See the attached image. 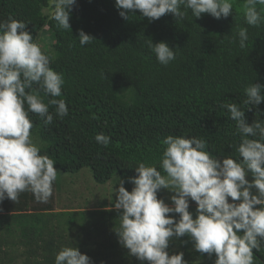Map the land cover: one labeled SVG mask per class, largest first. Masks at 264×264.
<instances>
[{"label": "trees", "instance_id": "16d2710c", "mask_svg": "<svg viewBox=\"0 0 264 264\" xmlns=\"http://www.w3.org/2000/svg\"><path fill=\"white\" fill-rule=\"evenodd\" d=\"M50 7L49 0H0V20L12 16L25 22L35 42L46 31L52 37L46 53L50 66L63 76L57 99L66 101L69 114L48 125L35 114L30 119L40 154L53 159L57 172L74 175L89 169L100 186L119 177L131 192L127 178L136 175L138 163L154 165L164 175L159 161L168 135L200 137L213 156L238 158L235 122L220 105L237 104L249 125L257 112L264 113V102L243 105L248 85L264 86V22L249 26L244 11L237 9L228 18L202 14L196 19L183 6L186 14L179 20L166 14L149 22L139 11L125 20L115 0H76L70 32L58 29L45 11ZM257 9L264 16V5ZM241 27L249 37L243 49L236 35ZM79 30L96 41L81 47ZM151 40L166 42L176 59L167 67L160 65L149 48ZM100 133L110 137L107 147L96 142ZM55 186L57 179L47 203H37L30 192L21 193L17 202L0 203V264H54L61 246L78 247L93 264H141L118 243L114 230L119 213L114 207L55 213ZM192 246L185 236L173 239L168 251L183 252L188 264H199L196 259L213 264L214 255H201ZM253 252L256 264H264V250Z\"/></svg>", "mask_w": 264, "mask_h": 264}, {"label": "clouds", "instance_id": "9594fccd", "mask_svg": "<svg viewBox=\"0 0 264 264\" xmlns=\"http://www.w3.org/2000/svg\"><path fill=\"white\" fill-rule=\"evenodd\" d=\"M49 4L45 11L58 29L71 32L70 14L76 0H49ZM257 5H264V0L244 3V20L252 27L264 22ZM181 6L196 19L208 14L219 20L233 11L232 0H115L125 20L136 11L149 22L166 14L179 20L186 14ZM27 25L12 16L0 20V203L17 202L24 192L32 193L37 203L49 201L58 172L53 159L41 155L31 138L30 114L45 125L69 114L66 101L57 99L62 96L63 76L50 66V56L34 41ZM236 35L239 47L245 48L248 29L241 27ZM77 38L81 47L96 41L83 30ZM149 48L162 66L176 59L175 49L166 42L151 40ZM262 90L260 84L248 85L243 105L259 106L264 102ZM45 96L52 98L46 103ZM50 106H55L53 112ZM220 107L235 122L238 158L213 156L200 137L168 135L159 161L164 175L156 166L140 162L134 168L136 175L127 178L133 185L131 192L123 179L114 189L118 243L141 264H188L183 252L168 251L173 239L185 236L195 252L209 258L214 255L213 264H256L253 250H264V120L259 119L264 113L257 112L249 125L237 104L225 102ZM95 140L105 147L111 142L103 133ZM162 189L173 193L170 204L158 198ZM190 202H195L194 212L189 210ZM54 264L93 262L78 247L61 246Z\"/></svg>", "mask_w": 264, "mask_h": 264}, {"label": "rangeland", "instance_id": "374dc122", "mask_svg": "<svg viewBox=\"0 0 264 264\" xmlns=\"http://www.w3.org/2000/svg\"><path fill=\"white\" fill-rule=\"evenodd\" d=\"M233 9L244 11L245 0H232ZM52 37L46 31L41 35L37 43L41 46L42 51H51ZM33 142L40 146V142L35 135H31ZM119 177H114L106 186L96 184L93 179L92 172L84 169L78 174H68L58 171L57 187L55 186V195L53 196L55 213L62 212H80V211H98L99 209H108L114 207L115 191L119 187ZM158 198L164 199L166 203L170 202V196L173 193L167 190H160ZM106 205V206H102ZM195 205V202L191 203ZM193 246L191 247V250ZM178 250L175 249V252ZM190 260V259H189ZM191 261V260H190ZM201 264L202 260H195ZM21 260L18 261V264ZM17 264V263H16Z\"/></svg>", "mask_w": 264, "mask_h": 264}]
</instances>
